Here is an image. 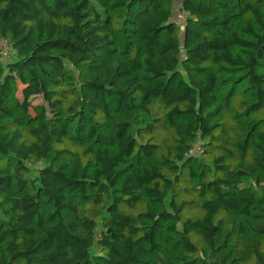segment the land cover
<instances>
[{
    "label": "trees",
    "instance_id": "trees-1",
    "mask_svg": "<svg viewBox=\"0 0 264 264\" xmlns=\"http://www.w3.org/2000/svg\"><path fill=\"white\" fill-rule=\"evenodd\" d=\"M177 2L0 0V264H264V0Z\"/></svg>",
    "mask_w": 264,
    "mask_h": 264
},
{
    "label": "built area",
    "instance_id": "built-area-1",
    "mask_svg": "<svg viewBox=\"0 0 264 264\" xmlns=\"http://www.w3.org/2000/svg\"><path fill=\"white\" fill-rule=\"evenodd\" d=\"M180 18H183L182 16ZM1 47L4 50L5 56H8L10 53V45H8L6 42L1 43Z\"/></svg>",
    "mask_w": 264,
    "mask_h": 264
},
{
    "label": "rangeland",
    "instance_id": "rangeland-1",
    "mask_svg": "<svg viewBox=\"0 0 264 264\" xmlns=\"http://www.w3.org/2000/svg\"><path fill=\"white\" fill-rule=\"evenodd\" d=\"M180 1H181V0H178L177 5L180 3ZM177 5H176V6H177ZM41 102H42V99L39 98V99H37L36 101H34V104H38V103H41Z\"/></svg>",
    "mask_w": 264,
    "mask_h": 264
}]
</instances>
